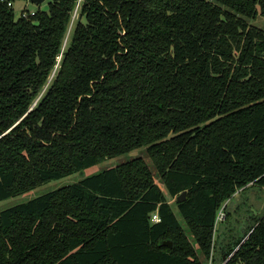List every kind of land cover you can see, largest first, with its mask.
I'll return each instance as SVG.
<instances>
[{
  "label": "trees",
  "instance_id": "1",
  "mask_svg": "<svg viewBox=\"0 0 264 264\" xmlns=\"http://www.w3.org/2000/svg\"><path fill=\"white\" fill-rule=\"evenodd\" d=\"M14 1L0 201L137 149L154 172L137 157L1 211L0 264H264V212L214 227L238 190L264 191V30L248 23L264 0H48L27 17Z\"/></svg>",
  "mask_w": 264,
  "mask_h": 264
},
{
  "label": "rangeland",
  "instance_id": "2",
  "mask_svg": "<svg viewBox=\"0 0 264 264\" xmlns=\"http://www.w3.org/2000/svg\"><path fill=\"white\" fill-rule=\"evenodd\" d=\"M47 3H48V0H44L41 4H38V5L30 3L29 0H15L13 7H14L15 14L19 15L21 11L24 9L26 12H29V13L35 12L37 10L47 11V8H48ZM75 18H76V13H74L72 16V20H71V23L69 25V28H68V31H67V34L64 40V46L66 45L68 41V37H69V34L71 33ZM248 23L251 26L264 30V17L263 16L257 15L254 19H250ZM137 157L143 158L144 161L151 168V170L154 172V168L152 166V163L146 151L144 149H137L130 153H127V154H124V155H121L115 158L106 159L102 161L101 163L96 164L95 166L85 169L82 172H77L70 176H67V177H64L58 180H52L22 195H18L15 197L2 200L0 201V212L8 208H11L13 206L25 203L31 199H34L36 197H39L41 195H44L56 189L62 188L64 186L78 183L83 177H86L91 174H95L97 172L103 171L108 168L115 167L119 164H122L124 162H127ZM159 187L163 190L164 194L166 195V198L169 199V202L172 204V209L177 219L182 224V227L185 230L189 239H191V236L189 235V232L187 231V228L185 227V224L183 223L182 218L180 217L178 211L176 210L173 204L175 201V198L168 197L164 187L161 184H159ZM238 192H236L233 195V197L230 200H228L229 203L227 206V213L229 217L224 222L218 224L217 226V232L221 233V237L223 235H226L227 231L229 230H231L229 231L231 234H234L237 228H240V229L242 228L241 230L246 229L249 223L248 217L250 216L251 211L254 212V214H258V215H261L264 212V191H259L257 187H250V188H247L241 194ZM200 259L203 262V264H213L212 262L213 260L212 261L210 260L207 262L202 256H200ZM214 259H215L214 261L218 262V257L216 255L214 256Z\"/></svg>",
  "mask_w": 264,
  "mask_h": 264
},
{
  "label": "built area",
  "instance_id": "3",
  "mask_svg": "<svg viewBox=\"0 0 264 264\" xmlns=\"http://www.w3.org/2000/svg\"><path fill=\"white\" fill-rule=\"evenodd\" d=\"M3 1H6L8 6H12V4H13V3H12V0H3ZM33 14H34V12L29 13V12H26L25 9L22 10V16H23V17H27L28 15H33ZM238 191H240V190H238ZM238 191H237V192H238ZM238 193H239V192H238ZM228 202H229V201H228ZM228 202H226V203L223 204V206L220 208V210L218 211V213H217V215H216V220H215V224H214L215 229L217 228L218 224L221 223V222H223L224 219H225V211H224V209H225V206H226V204H227ZM152 219H153L155 222L159 221L158 215H157L156 213H154V214L152 215ZM209 261H210V260H209ZM223 263H224V262H223ZM223 263H222V264H223Z\"/></svg>",
  "mask_w": 264,
  "mask_h": 264
},
{
  "label": "water",
  "instance_id": "4",
  "mask_svg": "<svg viewBox=\"0 0 264 264\" xmlns=\"http://www.w3.org/2000/svg\"><path fill=\"white\" fill-rule=\"evenodd\" d=\"M43 1H44V0H29L30 3H32V4H36V5L41 4ZM6 133H8V132H6ZM6 133H5V134H6ZM184 198H185V194H182V195H180V196L178 197L177 201L180 202V201H182ZM163 245H164V246H168V247L171 246V244H170V243H167V242H165ZM222 260H224V262H225V261H226V257L223 256V257H222ZM223 264H224V263H223Z\"/></svg>",
  "mask_w": 264,
  "mask_h": 264
}]
</instances>
